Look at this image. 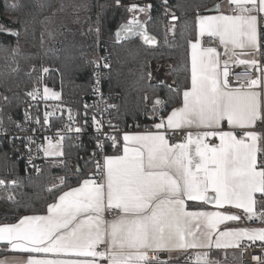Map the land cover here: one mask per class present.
Listing matches in <instances>:
<instances>
[{"label": "snow or ice", "instance_id": "snow-or-ice-1", "mask_svg": "<svg viewBox=\"0 0 264 264\" xmlns=\"http://www.w3.org/2000/svg\"><path fill=\"white\" fill-rule=\"evenodd\" d=\"M228 3L235 7V15L197 16L198 36L207 33L218 37L225 48V56H228L229 48L258 49L257 21L258 15L264 14V0H228ZM113 4L116 8L126 7L132 14L116 29L117 40L136 35L146 44L156 43V38L147 33L143 26L145 22L137 15L147 14L151 5L129 3L125 6L122 0H113ZM17 7L10 5L12 9ZM215 7L218 9L219 5ZM254 11L257 15L252 14ZM0 31L11 33L2 26ZM15 34L19 36V32ZM189 43L192 49L191 78L190 87L185 86L182 92V106L174 107L166 117L162 116L160 122L152 126L155 132L123 133L122 154H119L120 137L103 133L105 140L112 141L115 150L114 154L107 155L103 152L105 140L98 135L93 153L85 161L86 165L94 163L88 177L66 191L61 190L67 186L64 177L59 178L60 185L45 189L60 193L47 205V215H24L15 223L0 224V244L8 246L6 251L28 253L23 264H98L97 258L107 264H153L158 257L149 258V250L210 248L216 232V248L239 247L245 237L249 241L264 242V228L219 231V224L237 221L241 218L239 215L185 208L186 200L214 202L220 207L231 205L243 209L251 218L256 205L254 194L264 195V159L257 158L260 151L257 140L261 134L253 130L258 120L264 123L258 99L260 93L251 90L258 80L251 79L247 88L230 87L227 65L235 52L224 60L221 72L220 54L215 48L200 50L198 42ZM239 62L253 66L258 63L255 59ZM44 94V98H48L46 87ZM27 95L37 99L35 90ZM51 95L53 98L58 96L54 92ZM0 101L7 104L9 98L0 96ZM162 103L157 97L151 118L155 119L156 105ZM52 115V112L44 113L43 126H50ZM92 120L99 132L98 126H102L103 121H97L95 115ZM29 122L30 116L25 110V123ZM35 123L41 124L39 116ZM109 126L114 127L110 122ZM16 127L21 125L17 123ZM0 129H3L2 118ZM75 130L77 133L82 131L80 127ZM185 130L184 141L170 142L169 131L175 134ZM36 131L32 129L33 134ZM4 132L6 134L7 130ZM57 135H60L59 130ZM12 139L26 140L25 147L29 152V145L35 142L32 137ZM216 139L219 144L215 143ZM45 140L47 147L40 145L37 149H42L45 157L64 155L63 151L55 150L60 146L62 136L56 144L50 137ZM97 155L101 159H95ZM33 167L37 172L41 171L39 167ZM76 171L80 172L78 166ZM98 176H103V180H98ZM14 185L17 181L0 179V186L5 190ZM7 200L19 205L11 195ZM111 213L115 215L105 219ZM222 238L226 242H222ZM99 245H105L103 250L98 248ZM32 254L78 258H36ZM196 256L198 264H214L206 259L207 252H198ZM0 264L16 262L0 260Z\"/></svg>", "mask_w": 264, "mask_h": 264}, {"label": "trees", "instance_id": "trees-1", "mask_svg": "<svg viewBox=\"0 0 264 264\" xmlns=\"http://www.w3.org/2000/svg\"><path fill=\"white\" fill-rule=\"evenodd\" d=\"M225 1L150 0V18L145 22L148 31L159 38L153 48L143 46L137 37L115 39L114 30L129 19V13L126 7L116 8L113 0H88L84 7L73 9L60 0H0V26L13 33L0 31V96L9 98L7 104L0 101V118L3 123L10 122L9 117L16 118L27 93L42 81L60 91V103L82 108L90 94L91 60L100 52L110 60L107 91L114 120L125 126L136 122L137 127L157 121L158 114L165 115L181 104L182 91L189 86V42L195 37L197 16L216 2ZM12 4L18 7L12 9ZM164 6L177 15L174 36L168 41L164 36ZM262 43L264 64V38ZM157 97L163 103L156 105L153 119ZM63 153L57 165L46 164L40 172L33 170L26 175L11 148H0V179L17 181L7 190L0 186V224L44 213L60 194L45 190L60 185L56 179L66 178L64 191L78 185L94 169V163L85 164L91 156L86 148L65 141ZM110 153H115L112 142L107 144L106 154ZM9 195L19 201L18 206L7 200Z\"/></svg>", "mask_w": 264, "mask_h": 264}, {"label": "built area", "instance_id": "built-area-1", "mask_svg": "<svg viewBox=\"0 0 264 264\" xmlns=\"http://www.w3.org/2000/svg\"><path fill=\"white\" fill-rule=\"evenodd\" d=\"M129 3H138L141 6L151 5L150 0H125L122 1V4L127 6ZM232 12H235V7L231 9ZM145 13H138V18L140 15ZM149 12L146 14V20L149 19ZM131 13H129V18ZM142 21V20H141ZM264 38V31H260V43H259V52L260 59L257 65L251 67L249 70H236L234 67H231L229 70V81L230 87L233 88H244L248 86V83L251 79L260 80L264 71V64L261 61V48ZM203 45L205 47L216 48L221 50L220 45L215 40L213 36L203 37ZM108 65L109 67H105ZM110 68V60L106 54L98 52L93 56L91 60V71H92V83L90 87L89 97L85 100L83 107L78 109L72 104L60 103V91L56 88H53L43 81L34 86L30 91H36L37 99L33 100L28 95L25 96L21 104V108L16 118H10V122L3 123V129H0V148L3 146H8L11 148L13 154L16 156L17 160L22 164L25 174H29L31 171L35 170L33 165L39 167L40 169L46 164L57 165L62 160L55 157H45L42 149L39 151L38 146L43 145L44 147L48 143L45 140V137H50L51 142L55 143L57 140H60L61 136L63 140L61 144L64 145V142H70L77 147L86 148L90 154L93 153V150L96 145V139L99 135L102 140H105L103 133H107L112 136H118L121 138L125 132L134 131V130H143L146 132L155 131L156 129L152 127L156 121H149L144 123L143 126L137 127V123L133 122L125 126L114 120L112 117V107L110 101V96L107 91L109 86L108 82V70ZM45 87L49 89L51 93H57L58 96L53 98L51 95H48V98H44V89ZM29 91V92H30ZM50 94V93H49ZM85 105L88 108H85ZM25 110H28L31 122L25 123ZM52 112L53 115L49 117L50 126H43L42 122L44 119L45 112ZM87 113V116H85ZM263 113V112H262ZM71 115V120L69 116ZM96 116L97 121H103L100 131L97 132L96 127L93 125L92 117ZM39 116L41 124L35 123V118ZM162 116H165L163 113L157 115V121L160 120ZM85 119L87 123H85ZM109 122L114 127L109 126ZM21 125L20 128L16 127V124ZM80 127L81 132L77 133L76 128ZM37 129L36 133L33 134L32 129ZM4 129L7 130L6 134ZM57 130H59L60 135H57ZM254 131L260 133V144L258 149V160L264 159V123L257 121ZM186 131H177L175 134H172L169 131L168 135L170 137L171 143H179L184 141ZM13 137H32L34 143L30 144L31 152L28 148L25 147L27 143L24 139H12ZM110 139L105 140V146L103 149L104 154L107 151V144L111 143ZM31 157V163H29V158ZM95 159H101V156L97 155ZM98 180H103V176H98ZM115 213L108 214V217H112ZM264 228V226H263ZM264 242L262 241H250L248 243L242 244L237 248L229 251H222L219 254V257L214 258L213 252L210 249H205L203 252H207V260L213 261L214 264H262L264 261ZM100 250H103L104 246H98ZM233 254H229V252ZM153 255L158 257V260L153 262L156 264H197L196 256L194 250H186L183 253H180L176 256H171L165 251H158L152 253L149 256L151 258ZM235 255V256H234Z\"/></svg>", "mask_w": 264, "mask_h": 264}, {"label": "crops", "instance_id": "crops-1", "mask_svg": "<svg viewBox=\"0 0 264 264\" xmlns=\"http://www.w3.org/2000/svg\"><path fill=\"white\" fill-rule=\"evenodd\" d=\"M234 8V6L230 7L228 0H226L224 3L220 4V8L217 12L215 13H207V14H200L199 16H214V15H220V14H225V15H235V12H232L231 9ZM253 15H257V13L254 11L252 13ZM264 29V14H260L258 15V21H257V37H258V45L260 43V31ZM198 21L196 18V33H195V37L193 40L194 42H198V48H200V50H203L204 48H208L205 47L203 45V37L205 36H210L207 33L198 36ZM173 31V29H172ZM215 40L218 42V44L221 47V50L216 49L217 53L220 54V70L221 72H223V67H224V60L228 59V57L232 56V53L235 52V56L232 59H228V71L230 70L231 67H234L236 70H249L251 69L252 65H248V64H243L240 63L239 61L241 60H249V59H255L257 61H259L260 59V52H259V47L258 49H232L229 48L228 50V56H225V48L224 46L220 43L219 38L218 37H214ZM191 53H192V49H191V45L189 43V57H190V78H191ZM189 87H190V82H189ZM233 88V87H232ZM239 88V87H237ZM244 88H247L244 87ZM251 90H254L258 93H260L259 95V101H260V105H261V110L264 113V71L262 74V77L260 80H258V84L253 86ZM183 92V91H182ZM182 96H181V104L177 107L182 106ZM172 110V109H171ZM168 111L167 114H165V117L171 112ZM160 122V120L156 121L155 123ZM225 127L227 128V125H225ZM156 131V130H155ZM155 131H151V132H155ZM186 131V130H185ZM193 131L195 132V129H193ZM136 132H140V133H145L146 131L143 130H134V131H129L128 133H136ZM216 144H219V139L215 140ZM48 144V143H47ZM46 144V145H47ZM260 144V137L257 140V147H259ZM122 145L123 142L121 141V151L119 154H122ZM46 147V146H45ZM62 147V151L64 148V145L61 144ZM114 153H110L108 155H112ZM257 157H258V153H257ZM60 159V158H58ZM62 160V159H60ZM77 186V185H76ZM73 186V187H76ZM68 190V189H66ZM64 190V191H66ZM259 196L262 197V199L259 198ZM254 198L256 200V205H255V210L254 213L252 214L251 218L254 217H258L260 222V226H257L256 223H258V221L256 223H250L249 220L251 218H249V215L247 213L244 212L243 209H236L234 207H232L231 205H224L223 207L217 206L214 202L213 203H204L202 201H185V208L188 211H207V212H224V211H228L231 213H234L236 215H239L241 218L237 221H223L221 224L218 225V229L219 231H224L226 228H232V229H259V228H263V220H264V195L260 194V193H256L254 194ZM27 215H47V210L44 213L41 214H27ZM24 216V215H23ZM112 217H108V215H106L105 219H111ZM15 223V222H14ZM5 224V223H2ZM10 224V223H9ZM218 235V232L213 233V244L210 248H196V249H192L195 252V256L196 253L198 252H203L205 249H210L213 252V255L215 256L216 254H220L222 251H229V250H233L234 248L237 247H220V248H216L215 247V239L216 236ZM222 242H226L224 240V238H222ZM250 242L246 237L243 238L240 241V245L245 244ZM100 246V245H99ZM105 247V245H103ZM8 246L5 244H0V252H4V254H2L0 256V260H7L9 262L11 261H15L16 264H23V261L27 260L28 258V253H24V252H10V251H6L5 249ZM186 250H190V249H172V250H160V251H165L167 253H169L171 256H176L179 255L180 253H183ZM155 253L151 250L148 251V255ZM231 253V251L229 252ZM34 255L36 258H71V259H77L78 257H65L63 255L57 257L55 254H32ZM197 258V256H196ZM98 264H107V261L102 260L101 258H97ZM156 264V263H153Z\"/></svg>", "mask_w": 264, "mask_h": 264}, {"label": "rangeland", "instance_id": "rangeland-1", "mask_svg": "<svg viewBox=\"0 0 264 264\" xmlns=\"http://www.w3.org/2000/svg\"><path fill=\"white\" fill-rule=\"evenodd\" d=\"M87 1L88 0H77L76 2H73V0H60L61 4L62 3L64 4L65 2L71 4L72 9L74 7H77V6H80V8L84 7V3ZM146 16H147L146 14H143V15L141 14L139 16V19L144 21ZM163 16L167 19V21L164 24V36H165V39L168 41L170 38H172L174 36V32H175V28H176L177 15H176V12L173 9H171L169 6H164L163 7ZM172 29H173V31H172ZM49 93L50 94H48V95L52 94L51 92H49ZM53 144H56V142ZM47 145H46V147H47ZM55 150L56 151H62L61 144ZM48 157L60 158V156H48ZM59 178L56 180L61 181ZM260 222L261 221L259 220L258 223H256V225L260 226ZM263 226H264V220H263ZM217 257H219V254H216L214 256V258H217ZM196 261H197V258H196ZM197 264H198V262H197Z\"/></svg>", "mask_w": 264, "mask_h": 264}, {"label": "water", "instance_id": "water-1", "mask_svg": "<svg viewBox=\"0 0 264 264\" xmlns=\"http://www.w3.org/2000/svg\"><path fill=\"white\" fill-rule=\"evenodd\" d=\"M216 5H219V8H220V3L219 2H216L215 4H213L212 6H210V7H208V8H206V9H204L203 11H202V14H207V13H215V12H217L218 10H219V8L217 9L215 6ZM126 22V21H125ZM142 22H144V21H142ZM123 23V22H122ZM121 24V23H120ZM119 24V25H120ZM144 28L146 29V31H147V33L149 34V35H151V36H153V37H155L156 38V43H154V44H146V43H144V41L139 37V36H136V35H133V36H130V37H127V38H122V39H120V40H118V41H121V40H124V39H130V38H134V37H137L138 39H139V41H140V43L143 45V46H145V47H153V48H155V47H157L158 46V44H159V38L157 37V36H155L154 34H152V33H150L149 31H148V28H147V24H146V22L144 23ZM118 28V27H117ZM116 28V29H117ZM116 29L114 30V37H115V39H116V36H115V32H116ZM5 33V32H4ZM8 34H13L12 32L11 33H8ZM117 40V39H116ZM160 100H161V98L160 97H158ZM156 100V98L154 99V101ZM154 101H153V104H154ZM259 220V218L258 217H254V218H251L250 220H249V222L250 223H256L257 221Z\"/></svg>", "mask_w": 264, "mask_h": 264}]
</instances>
